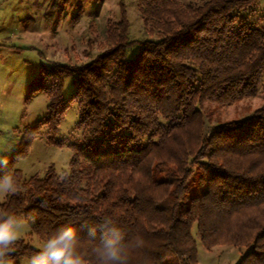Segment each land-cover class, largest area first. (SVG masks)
<instances>
[{
    "label": "trees",
    "instance_id": "trees-1",
    "mask_svg": "<svg viewBox=\"0 0 264 264\" xmlns=\"http://www.w3.org/2000/svg\"><path fill=\"white\" fill-rule=\"evenodd\" d=\"M259 1L137 0L141 41L130 40L120 4L101 52L41 68L29 89L47 97L44 120L23 129L0 176L75 102L80 139L68 145V169L27 180L14 170L16 190L0 208L31 218L41 240L74 226L86 264L104 224L121 228L127 264H198L193 226L205 249L230 245L246 251L237 264H264V103L211 128L203 112L264 96V25L250 19ZM34 250L19 240L11 256Z\"/></svg>",
    "mask_w": 264,
    "mask_h": 264
},
{
    "label": "rangeland",
    "instance_id": "rangeland-1",
    "mask_svg": "<svg viewBox=\"0 0 264 264\" xmlns=\"http://www.w3.org/2000/svg\"><path fill=\"white\" fill-rule=\"evenodd\" d=\"M136 3L137 0H0V155L7 158L17 146L23 129L44 120L47 97L43 92L29 89L41 68L49 62L79 65L101 52L107 44L106 24L118 19L120 4L124 5L130 23V40L147 39ZM259 9L261 12L250 19L262 27L264 0L259 1ZM137 50L134 46L127 55L131 57ZM72 92L71 78L66 76L62 95L68 98ZM263 103L264 96L258 95L252 100L224 106L207 104L203 110L206 126L211 128L245 118ZM79 139L77 104L72 102L56 130L42 126L26 156L14 163L10 173L18 170L27 180L33 175L43 177L53 167L61 174L68 169L71 157L68 145ZM7 194L0 193V204ZM27 219L29 227L20 240L37 250L44 240L31 233L33 220ZM191 235L196 242L198 264H237L246 252L230 245L205 249L194 226ZM22 259L14 263L21 264ZM169 264L179 262L171 259Z\"/></svg>",
    "mask_w": 264,
    "mask_h": 264
},
{
    "label": "clouds",
    "instance_id": "clouds-1",
    "mask_svg": "<svg viewBox=\"0 0 264 264\" xmlns=\"http://www.w3.org/2000/svg\"><path fill=\"white\" fill-rule=\"evenodd\" d=\"M7 164V158L0 155V168ZM15 190L16 182L10 172L0 176V193ZM28 227L26 217L11 209L0 208V264H14L11 253ZM102 228L100 240L94 248L95 264H127L121 228L111 224H104ZM90 234L94 235V230H90ZM79 243L76 228L64 225L51 232L37 250L22 259L21 264H86L84 256L78 251Z\"/></svg>",
    "mask_w": 264,
    "mask_h": 264
}]
</instances>
